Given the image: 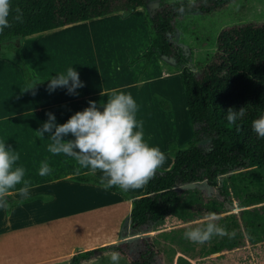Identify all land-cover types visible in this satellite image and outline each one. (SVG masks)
<instances>
[{"label":"trees","instance_id":"16d2710c","mask_svg":"<svg viewBox=\"0 0 264 264\" xmlns=\"http://www.w3.org/2000/svg\"><path fill=\"white\" fill-rule=\"evenodd\" d=\"M205 1L208 5L200 9L209 13L229 0ZM146 3L147 0H11L12 12L8 17L11 27L0 33V58L8 59L20 68L29 94L33 96L34 88L30 87L41 79L34 75L20 55L23 37L110 13L124 16L132 9L142 8L150 41L138 56L129 57L128 64L139 58L148 61L152 56L174 60L179 66L176 70L182 85L190 137L180 146L173 140L166 144L171 163L156 170L141 194L124 192L118 187L108 188L130 204L124 217L127 224L122 227L125 230L123 233L117 231V238L135 234L149 221L160 222L172 208L198 200V190L177 191L178 185L205 181L214 187L218 176L233 170L242 171L227 177L233 182V177L238 176L245 185L239 200V206L244 207L240 219L244 227L254 233L264 227V204L260 208L247 207L264 201V184L261 183L264 179V138H259L252 129V121L264 116V22L221 29L216 36L215 51L197 73L187 65L181 49L171 38L174 32L172 21L179 14L174 11L177 5L173 3L169 9L149 15L145 11ZM17 7L22 11V21L13 19ZM12 39L15 41L12 42ZM154 96L160 109L170 110L167 98L158 94ZM230 108L244 110V116L234 124L227 120ZM202 143H207V147H203ZM60 177L102 186L100 177L89 172L69 176L62 174ZM221 185L226 188L224 181ZM232 188L235 189L234 184ZM49 198L50 195L35 194L18 203L20 199L8 197L10 206L5 213L9 214L16 206ZM216 211L223 210L219 207ZM249 239L257 242L262 238ZM106 250H118V244L108 243L76 251L70 255L69 264L87 261ZM150 260L151 251L147 247L131 264H151Z\"/></svg>","mask_w":264,"mask_h":264},{"label":"crops","instance_id":"0c3cea01","mask_svg":"<svg viewBox=\"0 0 264 264\" xmlns=\"http://www.w3.org/2000/svg\"><path fill=\"white\" fill-rule=\"evenodd\" d=\"M134 11L138 13L132 18ZM104 17L114 18L116 21L128 20L127 26H130L134 32V28L137 27L133 22L137 20L139 25H144L146 28V44L132 54H127L126 42L114 44L117 62L112 60L108 66H105L102 61L99 62L92 56V54L96 56L95 42L88 43L87 48L83 44L78 49L70 47L67 43L65 45L68 50L65 52L60 49L57 56L53 55V49L47 47L48 53L42 54V37H48L47 45L52 41L56 43L66 41L67 38L63 36L69 35L65 31L72 27L69 26L71 24L25 36L20 44V55L34 75L41 79L34 87L33 96L29 94L20 68L10 60L0 58V142H5L6 147L10 146L19 154L20 158L15 166H22L25 169L24 179L31 183L30 196L50 195L48 200H36L16 206L9 214L5 213V209L0 208V264L45 262L69 264V257L74 252L108 244L116 239L121 218L125 217L129 211V201L116 192L117 195L113 196L112 200L100 203V200H95V193L98 195L101 191L107 190L106 193L110 194L113 191L91 182H78L60 177L62 174L75 175L78 169L79 174L89 170L80 168L72 157L64 154L54 155L48 151V145L51 143L49 133L40 136L36 131L48 120V113L55 116L57 124L65 123L75 112L88 107L90 101H95L102 110L107 96L101 93L118 89L125 94H130L135 100L138 107L136 119L143 122L145 141L148 144L155 143L158 147V140L161 139L163 143L160 150L163 153L167 150V142L177 141L176 136L173 135L174 132L177 131L179 135V130L183 128L179 117L182 120L187 119L184 102H182L180 116L173 111L174 96L180 90V84L177 82L180 76L176 69L169 70L164 67L165 65L161 66L156 56H152L148 61L139 58L132 64H128L129 57L138 56L150 41L141 8L132 9L124 16L119 13H110L81 21V24H87L90 20L100 21ZM105 22L116 24L113 21ZM116 27H110L108 30L112 31ZM89 49L91 55L88 54ZM65 57L68 60L71 58L74 60L69 62L65 60ZM69 67L75 68L78 72L83 86L79 87L78 91L75 90V94H69L64 87H57L50 92L49 79L65 73ZM171 75L176 76V80L169 86L151 84L155 79H166ZM153 93L167 98L170 102V110L160 109ZM149 110H152L156 116L152 122L153 126H150L152 120L148 114ZM145 111L147 115L144 116ZM188 125L185 124L188 136L181 139L183 135H179L180 143L190 137ZM62 139L67 141L74 137L69 134ZM167 158L168 164L164 168L171 163V157L167 156ZM42 162H47L51 168V173L43 177L38 174ZM95 175L101 177L102 173L97 171ZM21 186L22 184L17 185V188ZM67 189L88 190L93 196L89 195L86 202L79 205V198L75 195L69 197ZM11 197L21 199L18 194ZM68 204L73 206L69 211L65 207ZM50 209L57 211L52 213L49 212ZM32 210L39 211L40 214L32 216ZM107 219L113 222L109 225V235L103 234L104 236L100 237L101 233H105L102 231H106L105 227L101 228V224Z\"/></svg>","mask_w":264,"mask_h":264},{"label":"rangeland","instance_id":"374dc122","mask_svg":"<svg viewBox=\"0 0 264 264\" xmlns=\"http://www.w3.org/2000/svg\"><path fill=\"white\" fill-rule=\"evenodd\" d=\"M173 3L177 5L174 11H177L178 8L183 6L185 12L183 14L179 13L173 18L172 24L174 32L171 35L172 41L181 49L187 65L191 66L197 73L200 72L199 67L207 63L215 51L216 36L221 29L232 25L246 23L260 24L264 22V0H229L221 8H216L209 13L200 9L208 5L205 0H194L192 4H190L189 0H147L145 11L149 15H153L160 10L169 9V6ZM190 9L194 10L190 11ZM141 10L143 12L142 8ZM136 13L138 12H133L132 18L136 16ZM105 21H113L116 24H110ZM128 22V20L116 21L114 18L106 19L104 17L100 21L90 20L89 23L83 25L81 24L82 22L73 23L69 25L72 27L67 28V31H65L69 35L63 36V38H67L66 41H60L59 43L52 41L48 42L47 45L46 40H48V37H42V54L48 53L46 51L47 47L53 49V55L57 56L60 49L65 50V52L68 50L65 45L67 43L70 47L78 49L83 44L87 48L89 46L88 43L95 42L97 47L96 56L93 54L92 56L97 58L99 62L102 61L105 66H108L112 60L117 62L118 59L117 52L113 48L114 44L126 42L128 48L127 54H132L147 42V32L144 25H139L137 20H135L133 24L135 23L137 28H134V32L130 26H127ZM110 27L116 28L110 31L108 30ZM13 41L15 39H12ZM21 42L22 39L20 44ZM143 42L144 45L142 44ZM102 45L103 47L101 48ZM90 52L89 49V55H91ZM85 59L87 58L85 57ZM65 60L72 62L74 59L71 58V60H68L65 57ZM158 62L161 66L165 65L164 67L169 70H175L179 67L174 63L172 58L161 57L158 59ZM175 80L176 76L171 75L166 79H155L151 84L169 86ZM177 82L180 84L179 92H181H178L174 96L173 111L176 115L180 116L182 102H184L183 97H181L182 86L180 77L177 79ZM145 114L147 115V111L144 112V116ZM148 114L152 120L150 126H153L152 122L156 116L152 110H149ZM179 122H181L180 124L183 127L179 130V135H183L181 138L183 139L188 136V129H186L185 124L188 125L189 123L186 118L182 120L180 117ZM188 128H190L189 125ZM173 135L176 136L177 144H183L184 141L180 143L181 139L177 131ZM162 143V140L159 139V149H161ZM149 145L157 147L155 143H150ZM202 146L206 148L207 143H202ZM164 154L166 159L161 166L163 168L168 164L169 159L167 156L170 157L167 150ZM239 171L242 170H233L218 176L216 186L214 187L207 185L205 181L178 185L177 191L189 188L198 190L199 194H196L198 200L193 204L187 203L184 206L178 205L172 208L171 212L160 222L153 223L149 221L141 228V231L135 234L126 235L122 238L116 237L111 242L117 239H124L122 242L115 243L118 244V250H106L97 253L93 258L82 261L79 264H111L108 254L112 251L120 253L121 259L119 264H131L132 261L138 260L139 254L147 247H150L151 251V264H264V227L261 226L263 223L260 225L261 228L254 233L244 227L240 219L241 210L244 207L239 206V200L242 198L243 187L245 185L240 182L238 176L233 177V182L231 181L232 179L230 180L227 177L228 174L234 173L236 175ZM223 181L226 184V188L221 185ZM261 183L264 184V179ZM232 184H234L235 189L232 188ZM142 191L143 187L128 190V192L136 195L141 194ZM66 192H68L69 197L72 195L78 197L80 201L79 205L80 203L83 204V202H86V198L89 195L93 196L91 192L83 189H67ZM106 192L107 190L101 191L98 195L95 193V200H100V203L110 201L114 198L113 196L117 195L115 192H110V194ZM262 204H264V201L247 207L255 206V208H260ZM65 207L69 211L73 206L68 204ZM219 207L222 208V212L216 211V208ZM56 211L50 209L49 212L56 213ZM208 213H215L220 217L217 220V224L226 229L230 235L213 236L211 240L204 244L193 243L186 239L184 232L187 229L183 225L192 224L193 221L201 219ZM39 214V211L32 210V216ZM121 220L123 222L121 224L119 223L118 231L123 233L125 229L122 227L126 226L127 221L124 217ZM111 223L113 224V222L107 219L106 222L101 224V228L105 227L106 231H102L105 233H101L99 235L100 237L103 234L109 235V225ZM232 233L234 235H231ZM259 237L262 239L257 242H252L249 239L252 238L255 240ZM42 264L53 263L45 262Z\"/></svg>","mask_w":264,"mask_h":264},{"label":"clouds","instance_id":"9594fccd","mask_svg":"<svg viewBox=\"0 0 264 264\" xmlns=\"http://www.w3.org/2000/svg\"><path fill=\"white\" fill-rule=\"evenodd\" d=\"M190 4L194 0H189ZM181 14L185 8L177 9ZM12 12L11 0H0V33L11 27L9 15ZM16 21H22V11L15 9ZM48 90L51 92L57 87L67 88L69 94L83 86L78 72L69 67L65 73L49 79ZM39 82V81H37ZM34 82L30 88H34ZM102 105V110L95 101L82 111L75 112L65 123L57 124L52 113H48V120L36 130L40 136L49 133L51 143L48 151L54 155L64 154L75 159L80 168L88 169L89 174L102 173L100 183L105 188L118 187L127 192L129 189L144 187L162 166L166 157L158 148L150 146L144 139L143 122L137 121V104L130 94L113 89ZM244 116V110L229 109L227 120L234 124L238 118ZM54 129V132H53ZM252 129L259 138H264V116L252 121ZM71 134L74 139L63 140L62 137ZM19 154L5 142H0V208L7 210V198L19 195L18 203L30 198L31 183L24 179L25 169L15 166ZM15 166V167H14ZM51 168L47 162H42L38 174L47 176ZM79 174V169L77 170ZM17 188V185H21ZM220 219L215 213L205 214L192 224L183 225L187 230L184 237L193 243L204 244L213 236L230 235L226 229L217 224ZM231 235H234L232 233ZM109 255L111 264H119L121 255L112 251Z\"/></svg>","mask_w":264,"mask_h":264},{"label":"water","instance_id":"95a60500","mask_svg":"<svg viewBox=\"0 0 264 264\" xmlns=\"http://www.w3.org/2000/svg\"><path fill=\"white\" fill-rule=\"evenodd\" d=\"M124 239H117V240H115L114 242H112V243H118V242H122Z\"/></svg>","mask_w":264,"mask_h":264}]
</instances>
